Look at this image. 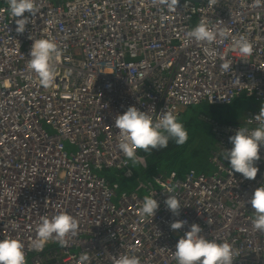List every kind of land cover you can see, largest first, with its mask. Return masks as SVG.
I'll list each match as a JSON object with an SVG mask.
<instances>
[{"label":"built area","instance_id":"1","mask_svg":"<svg viewBox=\"0 0 264 264\" xmlns=\"http://www.w3.org/2000/svg\"><path fill=\"white\" fill-rule=\"evenodd\" d=\"M179 0L175 11L152 0H36L35 16L16 32L7 0H0V240L24 244L26 264H113L135 255L140 264H178V239L195 223L206 239L233 246V264H264V231L253 228L250 200L264 185V145L254 180L232 173L225 150L240 127L259 126L264 105V0ZM226 37L214 43L187 39L201 21ZM253 44L251 56L233 49V37ZM51 39L56 76L43 87L27 68L34 39ZM230 62L227 71L221 65ZM244 97L257 104L237 123L211 121L210 174L176 171L141 182L145 195L119 190L103 174L131 178L132 161L118 148L115 118L135 106L159 120L167 109L224 106ZM66 144L73 147L66 150ZM139 149L137 150V155ZM174 188L182 207L165 204ZM153 194L154 217L141 214ZM66 212L79 221L61 247L49 240L31 247L42 217ZM187 223L180 230L170 225Z\"/></svg>","mask_w":264,"mask_h":264},{"label":"clouds","instance_id":"2","mask_svg":"<svg viewBox=\"0 0 264 264\" xmlns=\"http://www.w3.org/2000/svg\"><path fill=\"white\" fill-rule=\"evenodd\" d=\"M9 11L17 25L16 32L23 34L25 26L30 22L26 12L35 16L38 12L36 0H7ZM191 0H185L188 7ZM217 0H211L215 4ZM152 4L163 5L169 11H175L179 0H152ZM257 6L261 5V0H255ZM187 39L196 42L214 43L218 38L226 37V32L218 27H209L205 21H201L195 28L186 33ZM233 49L237 50L241 56H251L253 44L244 36L233 37ZM60 54L58 45L55 41L47 38L34 39L30 51V59L27 68L34 72L39 78V83L47 88L54 83L56 76L55 65L52 60ZM227 71L230 62L225 61L221 65ZM159 120H154L148 112L139 110L135 106H130L127 110L115 118V127L119 132L118 148L132 161L133 165L146 164L143 156L137 155V150L150 153L153 150L165 149L169 146V141L174 140L177 145H183L188 140V132L184 125L180 123L168 109L161 113ZM255 121L259 126L249 131L247 128L240 127L235 134L229 137L233 147L225 150V158L230 162L232 173H239L245 179L254 180L259 168L256 162L260 160V147L264 145V105L261 106ZM168 197L165 200L166 207L174 214L179 215L182 204L174 188L167 189ZM153 194L145 196L143 199L141 214L154 217L159 208ZM254 209L253 228L257 231H264V185L256 188L250 200ZM187 223L185 220H176L171 223L172 230H180ZM79 221L72 215L61 212L51 218L42 217L36 229V237L33 239L31 247L34 250L42 251L49 240H55L61 247H66L70 237L77 234ZM200 225L193 223L190 230L178 239L175 246L174 258L178 264H233V246L228 242L217 243L214 240L206 239L202 233ZM24 244L14 238L0 240V264H26ZM80 260L89 262L90 257L87 253H82ZM113 264H140V259L135 255H120L113 257Z\"/></svg>","mask_w":264,"mask_h":264},{"label":"trees","instance_id":"3","mask_svg":"<svg viewBox=\"0 0 264 264\" xmlns=\"http://www.w3.org/2000/svg\"><path fill=\"white\" fill-rule=\"evenodd\" d=\"M234 102L235 100L226 106L212 107L201 104L184 109L178 121L184 125L188 132L187 142L183 145H177L174 140H170L169 146L165 149L153 150L150 153L139 150L138 155L143 156L145 160L152 159L155 163L165 165V173L176 171L178 174L184 175V173L191 169L198 170L199 166L205 164L206 161L208 162L210 153L214 148L211 121L233 123L229 117L223 116V113ZM143 165L147 166V164ZM110 176L113 177V175ZM121 176L123 179H126L122 174ZM120 188H122L121 185Z\"/></svg>","mask_w":264,"mask_h":264},{"label":"rangeland","instance_id":"4","mask_svg":"<svg viewBox=\"0 0 264 264\" xmlns=\"http://www.w3.org/2000/svg\"><path fill=\"white\" fill-rule=\"evenodd\" d=\"M213 107H218V106H213ZM254 109L255 108L251 106V103L247 98L240 97L236 99L235 102L226 111H224L225 113H223V116H227L233 121V123L235 122L237 123L243 121L245 117H247L254 111ZM66 150L68 152H72L73 147L70 146L69 144H66ZM146 164L147 166L145 165L146 166L145 167L143 164L133 165V163H131V167L134 175L131 178H126L127 180L123 179L121 173L116 171H110L113 177L108 174H103V176L106 177L107 180L120 183L122 188L119 190L118 193H120L121 191H128V192L137 191L138 193L145 195L146 192L144 190L140 191L143 188L141 187L139 188L141 182L150 181L155 175L164 174L166 171L165 165L155 163L152 159H147ZM197 169H198L197 171L206 174L212 173L213 167L209 163V158H208V162L206 161L205 164H202Z\"/></svg>","mask_w":264,"mask_h":264},{"label":"crops","instance_id":"5","mask_svg":"<svg viewBox=\"0 0 264 264\" xmlns=\"http://www.w3.org/2000/svg\"><path fill=\"white\" fill-rule=\"evenodd\" d=\"M247 99H248V98H247ZM248 100H249V99H248ZM249 101H250L252 107H254V108L257 107V104H256V107H255V104H254L255 102L253 103L252 100H249ZM206 105H207V104H206ZM209 106H210V105H209ZM213 106H215V105H212V107H213ZM224 106H226V105H224Z\"/></svg>","mask_w":264,"mask_h":264},{"label":"bare ground","instance_id":"6","mask_svg":"<svg viewBox=\"0 0 264 264\" xmlns=\"http://www.w3.org/2000/svg\"><path fill=\"white\" fill-rule=\"evenodd\" d=\"M256 107V106H255ZM201 112V111H200ZM200 115V114H199ZM202 117V116H201ZM205 118H206V116H205ZM206 120V119H205ZM207 121V120H206ZM185 174V173H184Z\"/></svg>","mask_w":264,"mask_h":264}]
</instances>
